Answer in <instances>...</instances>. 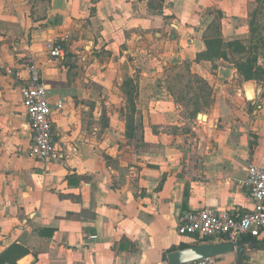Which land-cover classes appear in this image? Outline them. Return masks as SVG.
Returning <instances> with one entry per match:
<instances>
[{"label":"crops","instance_id":"1","mask_svg":"<svg viewBox=\"0 0 264 264\" xmlns=\"http://www.w3.org/2000/svg\"><path fill=\"white\" fill-rule=\"evenodd\" d=\"M256 6L0 0V253L17 244L27 252L16 264H169L168 253L203 243L178 233L185 212L251 210L243 168H264V80H242L236 55L197 56L213 26L248 47ZM48 39L64 61L48 57ZM30 61L49 90L51 162L28 154ZM215 261L264 264V243Z\"/></svg>","mask_w":264,"mask_h":264},{"label":"built area","instance_id":"2","mask_svg":"<svg viewBox=\"0 0 264 264\" xmlns=\"http://www.w3.org/2000/svg\"><path fill=\"white\" fill-rule=\"evenodd\" d=\"M44 48L50 59L62 62L66 57V49L55 39H48ZM28 82L20 89L22 107L24 108L32 131V142L28 154L34 159L51 162L57 159L52 126L49 90L42 81L40 68L33 61L27 65ZM61 101L55 103L61 109ZM244 185L249 197L253 200V208L236 216L227 210L215 207H204L185 212L177 231L182 235H191L200 242L217 238L229 242L238 249L244 236L260 237L264 234V168L253 162L247 163ZM95 236H93L94 238ZM187 264H216L215 257H205Z\"/></svg>","mask_w":264,"mask_h":264},{"label":"trees","instance_id":"3","mask_svg":"<svg viewBox=\"0 0 264 264\" xmlns=\"http://www.w3.org/2000/svg\"><path fill=\"white\" fill-rule=\"evenodd\" d=\"M248 26L250 32L248 47L240 40L224 42L216 29L217 26H213L209 30L210 34L204 38L206 50L199 53L197 59L214 61L220 58L230 59V56L236 55L237 57L232 59L242 80H264V0H257V6L249 14ZM260 56L261 64L258 63ZM242 242L256 246L260 242L264 243V239L244 236ZM26 252L27 249L24 247L12 244L0 253V264H16L17 259Z\"/></svg>","mask_w":264,"mask_h":264},{"label":"water","instance_id":"4","mask_svg":"<svg viewBox=\"0 0 264 264\" xmlns=\"http://www.w3.org/2000/svg\"><path fill=\"white\" fill-rule=\"evenodd\" d=\"M198 117L205 118L203 114H198ZM234 250L235 248L229 242H204L168 253L167 261L169 264H187L194 260L216 257ZM241 252L242 249H239L240 254Z\"/></svg>","mask_w":264,"mask_h":264},{"label":"rangeland","instance_id":"5","mask_svg":"<svg viewBox=\"0 0 264 264\" xmlns=\"http://www.w3.org/2000/svg\"><path fill=\"white\" fill-rule=\"evenodd\" d=\"M200 101H201L202 105L204 106V103H205L204 99L203 100H200ZM194 103H195V106H194ZM196 104H197V101H194V100L190 101L191 108L193 107L195 111L196 110H200L201 108H198L196 106Z\"/></svg>","mask_w":264,"mask_h":264},{"label":"bare ground","instance_id":"6","mask_svg":"<svg viewBox=\"0 0 264 264\" xmlns=\"http://www.w3.org/2000/svg\"><path fill=\"white\" fill-rule=\"evenodd\" d=\"M248 95H249V97H251V96H252V93H251V92H249V94H248Z\"/></svg>","mask_w":264,"mask_h":264}]
</instances>
